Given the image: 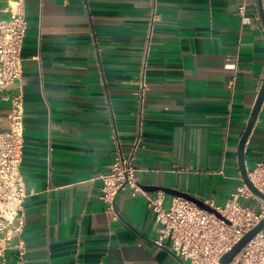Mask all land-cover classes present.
Listing matches in <instances>:
<instances>
[{
    "label": "crops",
    "instance_id": "obj_1",
    "mask_svg": "<svg viewBox=\"0 0 264 264\" xmlns=\"http://www.w3.org/2000/svg\"><path fill=\"white\" fill-rule=\"evenodd\" d=\"M25 13L22 75L0 92V132L13 97L24 103L25 254L6 249L0 264H191L156 242L148 185L264 207L238 192V145L264 77L256 0H25ZM132 151L139 188L110 210L100 175ZM261 160L264 101L248 173Z\"/></svg>",
    "mask_w": 264,
    "mask_h": 264
},
{
    "label": "built area",
    "instance_id": "obj_2",
    "mask_svg": "<svg viewBox=\"0 0 264 264\" xmlns=\"http://www.w3.org/2000/svg\"><path fill=\"white\" fill-rule=\"evenodd\" d=\"M264 10V0H262ZM10 17L0 20V92L11 87L22 75V48L28 23L25 0L9 3ZM245 5L239 7L244 15ZM156 17L155 8L152 20ZM233 68L236 64L232 63ZM9 129L0 132V255L6 249H16L22 260L25 241L22 237L27 196L21 171L24 144V103L21 95L13 97L8 115ZM131 153H118L110 169L101 174V199L107 208L115 210V199L121 190L139 188ZM253 184L264 193V160L256 162L249 172ZM245 197L254 196L247 186L239 189ZM165 193L161 190L149 198L150 207L158 221L156 242L170 241L171 249L191 264H219V258L264 216V207L257 212L236 202L237 193L223 207L215 206L229 222L217 217L197 203L175 196L169 207L164 206ZM207 203V202H206ZM23 264V263H20ZM230 264H264V234L257 233L247 242Z\"/></svg>",
    "mask_w": 264,
    "mask_h": 264
},
{
    "label": "water",
    "instance_id": "obj_3",
    "mask_svg": "<svg viewBox=\"0 0 264 264\" xmlns=\"http://www.w3.org/2000/svg\"><path fill=\"white\" fill-rule=\"evenodd\" d=\"M257 5V11L259 15V19L264 27V10L262 6V0H256ZM264 101V77L263 81L260 87V90L258 92L257 98L255 100V103L252 108L251 115L249 117V120L247 122L246 128L242 134V137L240 139L239 145H238V165L242 174L243 181L245 185L248 187V189L255 194L256 196L260 197L264 200V193L260 191L251 181L248 173V169L245 164V146L247 139L252 131V128L257 120V116L259 114V111L261 109L262 103ZM148 191H155V190H163L167 194H172L175 196H181L186 199H189L195 203H197L200 207L213 212L217 217L225 220L226 222H229L228 219H226L225 216H223L216 208L210 206L205 201L189 194L186 192L178 191L176 189L167 188V187H159V186H152L148 185L144 187ZM264 230V216L261 219V221L250 231H248L240 240H238L228 251H226L218 260L219 264H230L233 260V258L240 252V250L244 247V245L249 242L257 233L263 232Z\"/></svg>",
    "mask_w": 264,
    "mask_h": 264
}]
</instances>
